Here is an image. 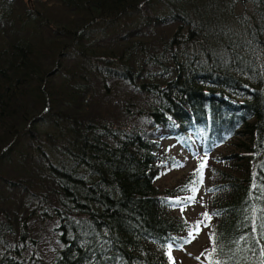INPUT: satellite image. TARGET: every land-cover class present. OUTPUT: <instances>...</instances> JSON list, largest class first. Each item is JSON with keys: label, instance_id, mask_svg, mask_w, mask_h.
<instances>
[{"label": "trees", "instance_id": "16d2710c", "mask_svg": "<svg viewBox=\"0 0 264 264\" xmlns=\"http://www.w3.org/2000/svg\"><path fill=\"white\" fill-rule=\"evenodd\" d=\"M36 1L0 0V264H171L197 182L158 184L163 140L192 131L205 261L264 264V0Z\"/></svg>", "mask_w": 264, "mask_h": 264}, {"label": "rangeland", "instance_id": "374dc122", "mask_svg": "<svg viewBox=\"0 0 264 264\" xmlns=\"http://www.w3.org/2000/svg\"><path fill=\"white\" fill-rule=\"evenodd\" d=\"M27 1V0H26ZM260 1V0H259ZM36 4L39 8L43 9L47 15L50 13L53 17L63 18L66 16L69 19V14L65 15V10L61 9L59 5L50 0H37ZM256 5L255 0H239L235 4L236 13L240 14L247 8L249 11L251 7ZM16 11H19L18 3H16ZM20 12V11H19ZM104 33L96 35L97 38H102ZM43 127L41 126V129ZM44 130V128L42 129ZM46 130H48L46 128ZM193 136L194 148L188 150L183 144L178 143L174 139H164V146L168 156H175L177 162L174 164L167 160L161 170V176L158 180V184L162 187L177 186L180 182L187 179L189 175H193L197 184L195 185V191H192L190 195L186 197L183 202H177L172 209L173 213L189 223V228L186 233V239L184 244L171 245V253L169 254L171 264H208L204 256L202 255V248L209 245V231L213 225V216L209 208V187L212 184V172L208 169V165L211 161L210 156H207L203 141L196 137L195 132H191ZM37 156V153L35 154ZM35 156L34 162H39ZM204 163L202 172L197 170L200 168L201 163ZM192 181V180H191ZM4 193L10 195L14 199H18L15 195H18V191L11 190L4 186ZM192 198V199H190ZM15 200V201H16ZM205 213L210 219L205 218ZM199 223V233L196 234L195 226ZM192 233L195 238L190 236ZM191 242H186V241Z\"/></svg>", "mask_w": 264, "mask_h": 264}, {"label": "snow or ice", "instance_id": "6c2138e0", "mask_svg": "<svg viewBox=\"0 0 264 264\" xmlns=\"http://www.w3.org/2000/svg\"><path fill=\"white\" fill-rule=\"evenodd\" d=\"M204 166H205V165H204V163L202 162L201 165H200V168H199L197 171H198V172H202V169H203ZM195 190H196L195 188L192 189V191H195ZM190 199H192V198H190ZM204 215H205V218H206V219H210V217L207 216V213H205ZM195 232H196V234L199 233V223L195 226ZM190 236H192L193 239L195 238V236H193L192 233H190ZM212 239L214 240V236L212 237ZM186 242H191V241L189 240V241H186ZM169 249H171V245H169ZM215 251H216V248H215V246H214V247L212 248L211 252L209 253V255L211 256L213 253H215ZM262 255H264V252H262ZM169 258L171 259L170 256H169ZM215 264H221V262H220V261H215Z\"/></svg>", "mask_w": 264, "mask_h": 264}, {"label": "water", "instance_id": "95a60500", "mask_svg": "<svg viewBox=\"0 0 264 264\" xmlns=\"http://www.w3.org/2000/svg\"><path fill=\"white\" fill-rule=\"evenodd\" d=\"M27 2H28L29 4H31V3L33 2V0H27Z\"/></svg>", "mask_w": 264, "mask_h": 264}]
</instances>
